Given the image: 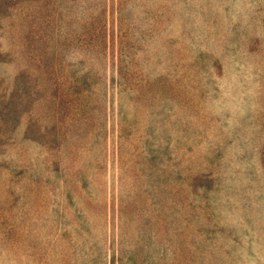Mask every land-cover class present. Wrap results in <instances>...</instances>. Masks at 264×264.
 <instances>
[{
    "label": "rangeland",
    "instance_id": "1",
    "mask_svg": "<svg viewBox=\"0 0 264 264\" xmlns=\"http://www.w3.org/2000/svg\"><path fill=\"white\" fill-rule=\"evenodd\" d=\"M0 264H264V0H0Z\"/></svg>",
    "mask_w": 264,
    "mask_h": 264
}]
</instances>
